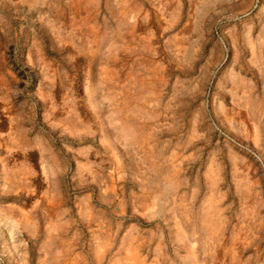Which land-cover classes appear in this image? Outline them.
<instances>
[{"label": "rangeland", "instance_id": "obj_1", "mask_svg": "<svg viewBox=\"0 0 264 264\" xmlns=\"http://www.w3.org/2000/svg\"><path fill=\"white\" fill-rule=\"evenodd\" d=\"M0 264H264V0H0Z\"/></svg>", "mask_w": 264, "mask_h": 264}]
</instances>
